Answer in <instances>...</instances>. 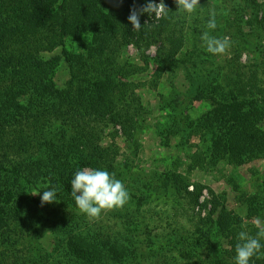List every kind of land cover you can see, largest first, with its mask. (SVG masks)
Returning a JSON list of instances; mask_svg holds the SVG:
<instances>
[{"label":"trees","instance_id":"1","mask_svg":"<svg viewBox=\"0 0 264 264\" xmlns=\"http://www.w3.org/2000/svg\"><path fill=\"white\" fill-rule=\"evenodd\" d=\"M243 1L241 10L250 9L263 29L258 1ZM147 2L0 0V264H235L238 233L256 235L238 213L216 216L218 199L193 173L213 172L222 161L242 165L264 157V78L250 79L233 63L227 72L214 60L204 77L198 62L203 53L184 51L188 21L175 0H163L169 9L159 19L141 15L142 28L133 30L131 9ZM131 44L144 66L121 61ZM154 45L151 57L146 52ZM58 47L61 54L51 56ZM63 65L68 78L59 86ZM180 73L188 103L177 93ZM166 74L175 93L161 94L168 112L158 131L165 146L178 139L186 166L181 172L178 158L173 170L145 169L137 177L132 163L120 159L116 142L105 144L103 137L109 127L120 129L136 155L147 109L134 77L149 76L158 89ZM194 101L211 108L196 115ZM83 168L114 173L129 191L130 201L112 210L120 230L112 233L78 209L71 181ZM47 187L57 190L59 202L42 205ZM261 187L247 199L248 216L264 218V181ZM205 189L213 206L202 216ZM162 202L165 212L169 203L176 211L199 207L193 229L148 231V212ZM47 233L52 248L42 242ZM250 264H264V258Z\"/></svg>","mask_w":264,"mask_h":264},{"label":"rangeland","instance_id":"2","mask_svg":"<svg viewBox=\"0 0 264 264\" xmlns=\"http://www.w3.org/2000/svg\"><path fill=\"white\" fill-rule=\"evenodd\" d=\"M257 1L260 5L258 18L264 23V0ZM159 2L160 0H156V3ZM242 6H244L243 0H200V7H198L195 12L191 14L185 12L188 25L186 26L187 40L184 51L190 52L191 50H197L200 54L203 53V56L198 59V62L204 77H206L207 74L206 70L214 68V65L211 63V61L214 60L215 64L224 66L227 72L231 70L229 67L230 63H233L240 66V70L245 72L250 79L254 76L264 78V28L259 30V25L255 21V14L250 9H247L245 12L242 11ZM213 11L216 13L217 27L214 30H210L207 28V23ZM204 31H209L211 35L221 39L228 37L231 41V47L223 55L208 53L200 39ZM197 37H199L200 43L196 42ZM156 50L157 46L154 45L151 46L146 53L154 57L156 55ZM60 54L61 47H58L51 56ZM121 61L144 66L141 52L133 44L129 45L124 51ZM62 68L63 70L59 73L57 80L59 86L63 85L64 81L68 78L67 71L64 69L65 66L63 65ZM233 77H237V75L232 76V78ZM134 78L141 86L137 92L142 96L147 109V114L145 115V126H147V128L143 129L141 132L138 153L136 155L130 153L131 142L124 139L120 129H114L113 127L107 128L103 137V142L108 145L115 144L114 142H116L115 148L118 151L120 159H127L130 164L132 163L133 169H136L139 173L137 177L145 173L141 171L145 169L149 174L153 170H173L175 169L173 163L178 158L181 160L178 168L183 172L187 157H185V153L178 150L176 146L178 139L172 137L170 146H165L163 143L165 139L158 131V126L166 122L164 117L168 112L162 109L161 101L163 98L161 94L168 97L171 91L175 93L167 78V74L162 79L161 86L158 89L151 87V78L149 76H136ZM176 83L181 89L180 92H177L178 95L182 97L180 98V102L188 103L190 98L188 97L187 101L183 98V96L187 95V92L186 88L182 86L184 83V76L182 73L179 74ZM191 100L193 99L191 98ZM192 107L196 109L193 113L199 115L204 110L211 108V105L209 102L194 101ZM193 140L194 142H198V138L196 137H194ZM193 179L203 182L213 190L219 202L216 216L230 212L235 214L238 213L243 219L244 225L251 226H255L254 222L258 219L264 221V218L258 214L248 216L247 208V199L261 192V185L264 181V157L247 161L242 165L222 161L213 172L196 170L193 173ZM170 200L172 201V199ZM201 200L208 201L207 208L201 211V215L206 216L213 206L211 203L212 195L208 189L204 190ZM161 204L162 205L159 207H153L151 211L149 210L150 213L148 212V231H152L155 229L154 227L159 226L158 231L166 233L171 229V225L172 228L184 225L187 230L193 229V213L197 216L196 213H200L199 207H197L193 213L191 211H176L171 209V204L169 203V212H165L166 207L163 205V202ZM83 215L89 218L86 214ZM90 220L96 221L111 232L120 230V218L115 215V212L112 210L102 212L98 220ZM229 237L223 239L226 246L231 244ZM42 242L46 248H52L54 239L51 233H47L42 239ZM143 251L145 252V250Z\"/></svg>","mask_w":264,"mask_h":264},{"label":"clouds","instance_id":"3","mask_svg":"<svg viewBox=\"0 0 264 264\" xmlns=\"http://www.w3.org/2000/svg\"><path fill=\"white\" fill-rule=\"evenodd\" d=\"M175 2L178 5V11L189 14L200 7V0H175ZM168 9L163 0H160L159 3H156V0H148L139 9L133 7L128 20L133 25V30L139 31L143 26L140 22L141 15L147 13L150 17L155 16L159 19L166 14ZM216 27V13L213 11L207 28L214 30ZM200 39L206 51L213 55H223L231 47V41L228 37L221 39L211 35L209 31H204ZM40 192L35 191L31 194L39 195ZM57 193V190L52 187L43 190L42 205L59 202ZM71 196L74 198L78 209L94 220H98L104 211L122 209L131 199L126 186L116 178L114 173L95 168H83L74 173V178L71 181ZM254 223L258 230L255 236L246 230H241L237 235L235 264H250L253 257L264 258V244L261 243V240H264V221L258 219Z\"/></svg>","mask_w":264,"mask_h":264}]
</instances>
